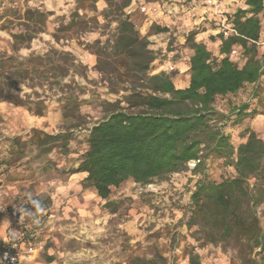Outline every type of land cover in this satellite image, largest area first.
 <instances>
[{"label":"trees","instance_id":"16d2710c","mask_svg":"<svg viewBox=\"0 0 264 264\" xmlns=\"http://www.w3.org/2000/svg\"><path fill=\"white\" fill-rule=\"evenodd\" d=\"M98 1L75 0L54 36L59 42V33L73 30L84 37L86 48L96 58L100 82L117 97L103 101V118L88 128V146L74 170L87 174L83 188H93L100 198L108 199L113 188L127 181L145 185L186 170L201 173L191 195L190 223L203 229L207 242H234L242 258L249 256L254 263L264 264L259 210L264 205V138L247 127L241 132L244 140L235 145L225 131L232 116L241 121L256 111L249 112L248 103L233 106L227 113L216 107L219 99L259 82L264 74L260 46L264 0H245L246 8L227 13L237 34L225 37L219 32L218 52L196 41L198 31L188 34L185 48L192 56L186 88L175 86V72H153L161 52L151 47L148 36L134 23L130 9L135 0H103L106 6L101 10ZM47 18L43 10L27 9L26 22L12 34L14 52L0 51V102L27 106L43 115L45 98L39 90L47 88L59 95L63 118L80 126L86 122L80 112L84 99L79 90L71 91L68 77H83L85 66L74 51L53 47L43 54L21 52L43 32ZM93 33L96 37H91ZM237 48L245 58L242 65L233 58ZM21 85L32 93H23ZM33 138L40 146L59 141L63 148L69 139L39 130ZM209 159L222 160L235 174L220 181L210 179L205 174ZM191 161H196L193 168ZM190 264H202L199 254L190 253Z\"/></svg>","mask_w":264,"mask_h":264},{"label":"rangeland","instance_id":"374dc122","mask_svg":"<svg viewBox=\"0 0 264 264\" xmlns=\"http://www.w3.org/2000/svg\"><path fill=\"white\" fill-rule=\"evenodd\" d=\"M97 5L100 10L106 6L103 0ZM74 6L75 0H0V51L14 52L12 34L26 22V10L40 9L48 15L44 30L21 52L43 54L62 47L74 51L85 66L83 77H68L71 91L79 90L84 99L80 112L86 122L80 126L63 118L59 95L47 88L39 90L45 98L43 115L0 102V224L18 247L42 245L22 264H190L191 252L199 254L202 264H256L249 256L242 258L234 242H207L203 229L190 223L191 195L201 173L186 170L145 185L127 181L113 188L108 199L83 188L78 177L83 172L74 170L87 149L88 128L103 118V101L117 97L100 82L84 37L73 30L59 33V42L54 37ZM22 89L32 93L25 85ZM35 130L69 139L64 148L59 141L40 146ZM205 174L220 181L235 172L222 160L209 159Z\"/></svg>","mask_w":264,"mask_h":264},{"label":"crops","instance_id":"0c3cea01","mask_svg":"<svg viewBox=\"0 0 264 264\" xmlns=\"http://www.w3.org/2000/svg\"><path fill=\"white\" fill-rule=\"evenodd\" d=\"M224 12L232 15L239 8H246L245 0H220ZM147 6V11L141 7ZM130 12L132 19L143 36H148L151 47L161 52V57L154 63L153 72L168 70L170 65L175 67L174 83L177 88H186L190 83V57L192 51L185 48L187 36L191 31H198L195 39L205 43L210 50L218 52L221 45L219 37L218 16L205 0H135ZM262 39L260 46L264 49V14ZM154 27H166L167 31H156ZM233 58L242 65L245 58L241 49L237 48ZM260 90L255 93V90ZM243 103L250 105L249 112L255 114L246 116L241 121H235L232 116L225 125V131L232 137V142L238 145L244 140L241 136L243 129L249 127L264 138V74L259 82L246 84L239 92L219 99L217 109L228 112L231 107ZM86 173L78 175L83 181ZM4 225L0 224V246H13L7 239ZM17 246V245H16Z\"/></svg>","mask_w":264,"mask_h":264},{"label":"built area","instance_id":"2783aa9c","mask_svg":"<svg viewBox=\"0 0 264 264\" xmlns=\"http://www.w3.org/2000/svg\"><path fill=\"white\" fill-rule=\"evenodd\" d=\"M206 4L212 7L213 12L216 16H218L217 22L218 27L220 29V33H222L225 37H228L232 34H237L236 30L230 23L227 18V13L224 12L221 8V1L220 0H205ZM142 11L146 12L147 6L143 5L141 7ZM236 53V50L233 51ZM170 72L175 70L174 65H170L168 67ZM196 165V161H191L189 166L193 168ZM4 211L2 200L0 197V214ZM42 245L39 246H29L28 248L24 249L22 247H18L16 245L13 246H0V263L1 264H22L26 260L32 257V255L40 250Z\"/></svg>","mask_w":264,"mask_h":264},{"label":"clouds","instance_id":"9594fccd","mask_svg":"<svg viewBox=\"0 0 264 264\" xmlns=\"http://www.w3.org/2000/svg\"><path fill=\"white\" fill-rule=\"evenodd\" d=\"M21 87H23V85H21ZM33 203H34V205H35V202H33ZM35 206L37 207V210H38V211H40V212H42V211H43V209H42V208H40V207H39V205H35ZM37 222H38V221H37Z\"/></svg>","mask_w":264,"mask_h":264}]
</instances>
